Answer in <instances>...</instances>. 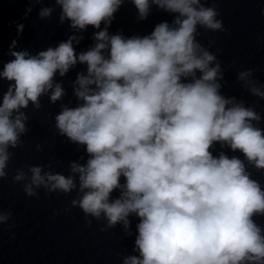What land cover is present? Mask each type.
<instances>
[{
  "label": "clouds",
  "instance_id": "9594fccd",
  "mask_svg": "<svg viewBox=\"0 0 264 264\" xmlns=\"http://www.w3.org/2000/svg\"><path fill=\"white\" fill-rule=\"evenodd\" d=\"M43 2L27 0L24 18ZM128 2L139 21L153 6L173 19L146 35L110 34L115 13ZM217 3L53 0L54 6L40 8L41 19L59 8L58 23L67 22L73 34L36 54L14 50L16 40L9 46L13 58L0 68V80L8 81L0 98V180L9 176L10 149L22 146L29 131L24 109H40L44 96L52 104L63 101L67 92L57 74L86 65L71 82L76 106L61 103L54 116L57 134L82 148L86 160L70 161L67 175L50 163L23 166L12 182L34 198L40 190L75 191L64 211L79 208L88 226L104 220L101 231L120 225L130 237V217L138 218L133 254L123 255L122 264H264V226L255 219L264 216V186L249 171L264 170V118L255 104L222 93L227 81L210 50L215 40L205 46L198 39L200 29L229 31ZM89 26L94 42L77 53L74 44ZM23 27L17 24L18 35ZM255 71H238L236 81L264 99ZM12 218L0 209V226L15 227L8 224Z\"/></svg>",
  "mask_w": 264,
  "mask_h": 264
},
{
  "label": "water",
  "instance_id": "95a60500",
  "mask_svg": "<svg viewBox=\"0 0 264 264\" xmlns=\"http://www.w3.org/2000/svg\"><path fill=\"white\" fill-rule=\"evenodd\" d=\"M47 6H54L53 0L33 5L32 11L24 18L29 7L27 0H0V68L13 58L8 55L13 40L17 41L14 50H28L36 54L50 46H57L73 34L67 22L58 23L59 8H56L51 18L39 17L40 8ZM217 8L219 18L229 31L206 33L200 29L201 36L198 39L205 46L209 39L215 40L210 50L217 54L227 81L222 93L242 98L246 105L255 104L256 110L264 118V99L245 92L236 81L238 71L253 68L256 70L255 78L264 83V0H218ZM136 16L137 9L132 3L123 4L115 13V19L109 27L110 34L122 31L125 36L146 35L153 31L157 23L171 22L173 19L172 14L155 6L145 20L139 21ZM21 23L24 27L18 35L17 24ZM94 31L89 26L83 33L84 39L78 45L74 44L77 53L93 44ZM217 49H220L218 53ZM79 71H86V65L77 64L64 77L57 74V81H63L67 92L63 101L52 104L44 96L40 109L33 108L31 104L24 109L29 116V131L22 136V146L10 149L13 156L6 169L9 176L0 180V209L11 211L13 218L8 224H15L11 228L8 225L0 226V264H122L123 255L133 254L138 218L130 217L133 232L130 237L124 236L120 225L101 231L104 220L93 219L91 226H88L79 208L64 211L76 195L75 191L64 195L40 190L39 198L28 197L20 184L13 183L11 179L17 168L27 165L47 166L49 163L52 171L67 175L70 161L81 156H85L86 160L84 150L65 142L66 137L59 136L54 127V116L60 111V104L68 101L72 102L70 106L77 104L71 82ZM7 87L8 81L0 80V98ZM259 126L264 128V119ZM37 144L42 145L41 151L36 150ZM219 150L220 146L217 145L215 151ZM233 154L241 155L229 152V155ZM249 171L264 186V170L256 171L249 166ZM117 195L118 192L113 193V197ZM56 212L58 214H54ZM255 219L264 226V216ZM117 253L121 255L117 256Z\"/></svg>",
  "mask_w": 264,
  "mask_h": 264
}]
</instances>
